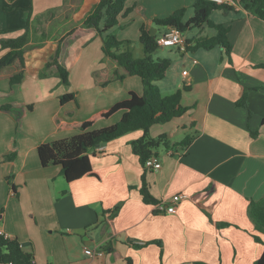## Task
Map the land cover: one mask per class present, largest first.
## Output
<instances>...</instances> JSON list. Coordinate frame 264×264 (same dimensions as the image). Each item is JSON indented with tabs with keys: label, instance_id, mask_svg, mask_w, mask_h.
<instances>
[{
	"label": "crops",
	"instance_id": "1",
	"mask_svg": "<svg viewBox=\"0 0 264 264\" xmlns=\"http://www.w3.org/2000/svg\"><path fill=\"white\" fill-rule=\"evenodd\" d=\"M98 1L0 0V39L30 27L26 79L11 84L8 74L0 76V105L14 106L0 108V229L33 252L37 264H254L264 252V233L248 214L250 201L264 197V20L239 3L216 9L210 20L228 27L231 53L220 46L181 52L187 57L180 61L188 60L181 74L171 59L156 83L164 95L182 90L188 110L150 128L151 137L164 134L171 144L153 150L162 162L159 170L146 171L133 152L132 141L143 134L135 130L92 149L93 173L69 182L60 165L42 166L39 145L82 132L61 124L86 121L144 91L139 76L95 82L93 73L107 65L103 39L80 24ZM193 5L194 0H127L132 11L124 18L136 20L139 39L142 26L168 32L152 19L174 10L185 8L187 21ZM49 12L42 20L52 30L42 37L35 24ZM182 33L193 40L217 32L204 23ZM62 38L60 62L69 71V85L56 65L46 67ZM7 52L0 42V57ZM67 93L75 99L62 103ZM243 96L245 105L237 104ZM123 112L99 118L89 129L113 125ZM187 135L193 136L190 144L178 145ZM13 152L16 157L5 159ZM143 176L158 202L186 195L175 213L157 212L143 201ZM131 240H159L162 246L137 247ZM86 248L102 253L89 255Z\"/></svg>",
	"mask_w": 264,
	"mask_h": 264
},
{
	"label": "trees",
	"instance_id": "2",
	"mask_svg": "<svg viewBox=\"0 0 264 264\" xmlns=\"http://www.w3.org/2000/svg\"><path fill=\"white\" fill-rule=\"evenodd\" d=\"M127 0H99L80 24L81 28L97 30L103 39L104 63L107 64L102 70L95 71L93 77L99 85H106L113 80H124L127 76H139L143 82L144 91L142 95L134 92L130 97L118 102L109 110L100 112L83 122L61 124L64 128L79 129L82 132L69 138L58 139L48 143L40 144L38 154L42 166L60 165L61 172L66 180L71 182L93 173L90 152L95 147L113 141L127 133L135 130H142L140 138L132 141V150L139 157L141 164L146 171V160L154 155L153 150L164 144L170 147L166 135L162 134L156 138L151 137L150 128L158 123H166L182 116L188 108L182 104V90L164 95L157 85L162 80L170 66L171 60L164 57H155L156 52L161 48L157 42L158 35L152 29H140L139 41L143 47L144 56L135 57L128 49H122L124 41L119 40L111 30L121 23L132 8L126 6ZM239 4L253 15L264 20V0H239ZM229 6V7H228ZM194 14L187 21H184L186 9L181 8L170 12L166 17L153 18L152 23L156 26L178 28L185 32L192 27H200L204 23L209 24L216 30L212 37H198L193 40H186L187 52H193L200 48L213 49L216 46L222 47L229 55L232 44L228 39V27L223 24H215L210 16L216 9H232L230 5H219L208 0H194ZM53 12L46 13L39 17L36 22V33L42 37L48 36L51 28L45 27L42 20L44 16H52ZM54 26V25H53ZM74 30L66 34L71 35ZM30 39V27L27 25L25 31L14 38H1L2 49L8 52L0 57V76L8 74L11 84H20L26 79V44ZM54 56L46 63V67L56 65L57 74L65 85L70 84L69 71L60 62L61 43ZM108 61L110 62L108 64ZM186 89V87L184 88ZM74 93H67L60 96L62 103L74 100ZM246 97L243 96L237 104L245 105ZM32 108V105L28 106ZM3 110H13V104L0 105ZM124 111L123 116L117 123L100 129H89L99 118L110 117L117 111ZM256 134V133H255ZM193 136L187 135L178 145L187 146ZM16 157L13 152L5 156V159L12 160ZM143 201L149 204H156L158 200L150 192L146 177L143 176V184L140 189ZM120 204L110 210L112 216L117 215ZM248 214L253 221L255 228L264 233V197L261 200H251L248 206ZM255 239H261L255 235ZM133 245L141 247L150 243H157L162 246L159 240H151L141 244L130 241ZM37 264L33 252L25 251L16 237H5L0 235V264ZM53 264V263H47ZM207 264V263H203ZM254 264H264V252Z\"/></svg>",
	"mask_w": 264,
	"mask_h": 264
},
{
	"label": "built area",
	"instance_id": "3",
	"mask_svg": "<svg viewBox=\"0 0 264 264\" xmlns=\"http://www.w3.org/2000/svg\"><path fill=\"white\" fill-rule=\"evenodd\" d=\"M210 2L219 5L235 6L239 3V0H208ZM157 42L161 47H177L180 52H186V39L183 33L178 28H170V30L157 38ZM187 74V71H184ZM162 166V162L155 155L149 157L146 160L145 167L152 170H159ZM186 195L184 193H178L172 196L171 199L162 200L155 204V210L160 213H175L177 211V203H180ZM0 235L8 237L3 230L0 229ZM85 252L89 255L101 254V251H93L90 248H86ZM12 264V263H9Z\"/></svg>",
	"mask_w": 264,
	"mask_h": 264
},
{
	"label": "rangeland",
	"instance_id": "4",
	"mask_svg": "<svg viewBox=\"0 0 264 264\" xmlns=\"http://www.w3.org/2000/svg\"><path fill=\"white\" fill-rule=\"evenodd\" d=\"M136 20L133 19H121V23L114 27L111 32L113 34L116 35L120 33V38H118L119 40L124 41L123 45L121 46L122 49H128L131 50L135 57H143L144 56V51H143V47L138 39V31L137 29L133 28V26L136 24L135 22ZM165 26H157V28L159 29H163ZM212 31V29H210ZM210 31V32H211ZM135 35V36H134ZM158 37L162 35L161 30L157 33ZM124 39V40H123ZM164 57V58H168V59H172L173 61H175L174 63H176L174 65V68L177 69L178 67V74H181L182 71V65L181 63H184L188 60H183L180 61V59L186 58L187 55L181 53L177 47H161L155 54V57ZM172 63V61H171ZM187 67V66H186ZM171 71H169L168 75L171 77L172 73H170ZM173 73H175L173 71Z\"/></svg>",
	"mask_w": 264,
	"mask_h": 264
},
{
	"label": "water",
	"instance_id": "5",
	"mask_svg": "<svg viewBox=\"0 0 264 264\" xmlns=\"http://www.w3.org/2000/svg\"><path fill=\"white\" fill-rule=\"evenodd\" d=\"M152 32L154 33V31L152 30Z\"/></svg>",
	"mask_w": 264,
	"mask_h": 264
}]
</instances>
